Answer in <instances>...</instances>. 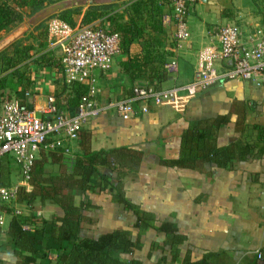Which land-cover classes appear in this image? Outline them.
I'll use <instances>...</instances> for the list:
<instances>
[{"label":"crops","instance_id":"1","mask_svg":"<svg viewBox=\"0 0 264 264\" xmlns=\"http://www.w3.org/2000/svg\"><path fill=\"white\" fill-rule=\"evenodd\" d=\"M166 9V4L161 3V12ZM263 10L264 0H195L187 13L185 39L175 45L170 29L161 28L160 32H150L152 37L145 32L135 39L130 51L143 53L148 47L153 57L163 53L165 62L176 61V70L167 71L158 87L186 83L195 73L198 52L215 40L218 24L235 23L246 35L260 21ZM100 19L94 22L105 23ZM44 38V45L36 54L49 50L59 60V47L49 45L48 33ZM127 57L121 52L108 69L94 71L93 96L98 112L83 122L71 151L63 155L71 160L88 148H120V152L136 153L137 165L124 176L127 198L153 211L158 219L175 222L187 237L175 250L165 245L164 233L149 229L142 235L140 247L122 255L139 258L142 264H180L187 254L197 259L203 251L212 250L217 252L215 264L251 262L264 244V152L254 150L249 156L236 159L230 169L215 164H204L200 169L172 167L163 159L179 154L181 132L193 118L226 115L228 121L219 129L221 143L237 138L256 140L253 125H264V81L255 84L249 80L220 79L194 94L182 92L174 100L151 101L147 111H142L137 103L133 115L124 119L109 103L128 95L134 84L120 70L119 62ZM26 64L28 75L17 79L15 96L40 115L47 114L49 97H54L61 109L74 113L76 106L67 105L66 100L75 97L70 90L78 84L67 82L52 60L37 63L30 59ZM79 83L87 92V83ZM256 144L261 145L259 141ZM15 167L11 168L10 179ZM91 195L98 205L93 212L96 222L83 227L81 235L95 236L117 227H132L135 215L112 199L108 191L96 189ZM18 207L23 217L62 214L58 204L37 198L32 204L18 202ZM11 217L0 230L7 228ZM132 229L135 233L136 229ZM4 239L5 235L0 234V264H27L1 244ZM151 241L163 248L151 250ZM49 253L55 258L53 252Z\"/></svg>","mask_w":264,"mask_h":264},{"label":"trees","instance_id":"2","mask_svg":"<svg viewBox=\"0 0 264 264\" xmlns=\"http://www.w3.org/2000/svg\"><path fill=\"white\" fill-rule=\"evenodd\" d=\"M57 1L60 0H1L0 31L19 22L26 9L35 12ZM114 3H92L84 10L81 5H73L51 15L70 25L101 18L100 21H105L110 30L120 33L121 52L128 54L126 59L119 62L120 70L133 83L144 81L158 86L167 73L163 53L153 57L148 47L143 53H131L130 50L133 41L144 36L145 32L151 36L163 29L159 0H131L121 9L114 8ZM47 33L45 27L42 35L46 37ZM17 42L18 39L13 41L11 53L0 50V72L15 67L31 56L29 51L32 45L19 46ZM32 59L37 63L52 60L60 67L59 60L53 58L49 50H44ZM73 84H78L70 90L75 97L67 99L66 103L77 107L85 87L83 89L79 82ZM11 90L7 75L0 76V100L10 97ZM227 121V116L221 114L190 119L180 135L179 154L163 159V163L193 169H200L204 164H215L230 169L236 159L247 157L254 150L264 152L263 124L253 125L257 132L256 140L237 138L221 143L219 129ZM257 141L261 143L260 146H257ZM120 151V148H88L70 160L64 157L60 149H41L29 171L30 188L20 185L16 199L25 204H32L36 198L42 202H53L61 207L62 214L48 218H36L35 214L25 217L22 214L14 215L7 228L0 230V234L5 235L1 244L11 248L27 264H142L139 258L127 259L122 254H130L140 247L142 235L154 229L165 234V245L177 250L176 246L187 237L185 232H180L175 222L158 219L153 211L127 198L123 186L124 176L135 168L139 157L134 152ZM14 164L10 156L1 157V185L8 184ZM47 165L56 166V170L48 169ZM96 189L108 191L112 199L124 205L125 210L133 212L135 221L132 227H117L95 236L81 235L83 227L96 222L93 212L98 205L91 195ZM22 222L28 223L30 229L23 228ZM132 228L136 229L135 233ZM158 248H163V245L151 241L150 249ZM49 252H53L55 258H51ZM258 253L259 256L256 254L251 262L242 264H264V244ZM216 258L217 252L205 250L197 259L187 254L180 264H215Z\"/></svg>","mask_w":264,"mask_h":264},{"label":"built area","instance_id":"3","mask_svg":"<svg viewBox=\"0 0 264 264\" xmlns=\"http://www.w3.org/2000/svg\"><path fill=\"white\" fill-rule=\"evenodd\" d=\"M195 0H164L167 9L161 14L162 27L171 31L176 45L186 38V17ZM49 45L59 47L60 70L69 82H86L87 92L74 113L61 109L54 97H49L46 115H40L19 97L11 95L0 100V159L12 158L18 175L17 184H0V229L10 216H19L17 189L19 181L28 182L29 171L41 149L71 151V143L79 137L83 122L98 112L94 99L96 69L106 70L113 58L121 53L120 33L105 23L78 22L70 25L58 17L48 24ZM167 71L176 70V61L164 63ZM249 80L255 84L264 81V10L261 19L243 35L235 23L216 26V38L198 52V63L193 78L168 88L147 82L134 83L130 93L111 101L120 117L133 115L135 105L147 111L149 102L174 100L180 93L194 94L198 89L220 79ZM24 186V185H22ZM22 227L30 229L28 223ZM257 255L259 253L257 251ZM51 257V253H49Z\"/></svg>","mask_w":264,"mask_h":264},{"label":"rangeland","instance_id":"4","mask_svg":"<svg viewBox=\"0 0 264 264\" xmlns=\"http://www.w3.org/2000/svg\"><path fill=\"white\" fill-rule=\"evenodd\" d=\"M1 1V0H0ZM82 2L80 5L82 6V10L86 9L89 4L92 3H108L115 1L113 7L116 9H121L124 6H126L131 0H81ZM164 0H159V3L163 4ZM49 5V4H48ZM45 5L43 8H45ZM43 8L35 11L30 12L29 9H26L23 12L22 19L17 22L16 24L7 27L0 31V50L5 49L7 53H11L13 50L14 43L16 39H18L17 44L19 46L23 44H31L32 48L30 49L29 53H31V56L27 58L26 60H23L19 62L15 67L6 69L4 71L0 72V76L7 75V83L11 87L10 94L15 95L13 89L16 87V81L20 77L27 76V61L32 59V56H37L38 49L43 47L44 43V36L42 35V31L46 27L48 29L49 21L56 17L54 15L48 14L42 17L41 19L34 20L33 17L41 11ZM80 17V16H79ZM78 17V18H79ZM42 43V44H41ZM25 63V64H24ZM20 76V77H19ZM144 82V81H143ZM15 167V164L14 166ZM48 169L56 170V166L47 165ZM11 179L10 182L17 184L18 180H20V176L17 173L16 167L13 169L11 173ZM19 185H24L26 189L30 188V185L26 181H19Z\"/></svg>","mask_w":264,"mask_h":264},{"label":"water","instance_id":"5","mask_svg":"<svg viewBox=\"0 0 264 264\" xmlns=\"http://www.w3.org/2000/svg\"><path fill=\"white\" fill-rule=\"evenodd\" d=\"M82 1L81 0H60L57 2H54L52 4H49L45 8H43L41 11L36 13V15L33 17L34 20L41 19L45 15L57 12L59 10H62L66 7H70L73 5H80Z\"/></svg>","mask_w":264,"mask_h":264}]
</instances>
